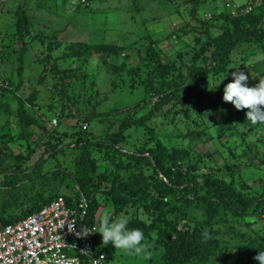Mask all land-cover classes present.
I'll list each match as a JSON object with an SVG mask.
<instances>
[{
  "label": "rangeland",
  "instance_id": "rangeland-1",
  "mask_svg": "<svg viewBox=\"0 0 264 264\" xmlns=\"http://www.w3.org/2000/svg\"><path fill=\"white\" fill-rule=\"evenodd\" d=\"M243 1L88 0L85 5L81 0H0V168H7L11 158L19 156L27 158L28 165L41 163L49 155L44 151L46 144L54 141L56 134L79 132L91 142L108 141L107 135L113 136L128 119L141 117V124L123 129L124 151L136 154L147 137L150 145L156 141L169 148L181 146L190 152L186 164L221 167L224 179L232 178L245 192L259 195L264 190V124L246 120L247 109L237 110L224 100V106L212 109L205 103L207 98L193 97L191 105L198 108V104L199 111L191 108L190 117H186L187 106H174V99L158 110L147 104H159L166 92L192 84L197 64L201 66L192 56L206 39L203 31L195 28L199 24L192 16L210 22V14L222 2L228 6L220 7L216 13L228 12L232 5L237 7ZM20 9L29 20L22 36L15 33ZM210 24L211 34L217 35L220 24L215 20ZM155 42L160 43L159 49ZM102 44H113L118 53L96 52L95 47ZM233 55L237 58L231 65L248 74L249 86L264 80V36L243 44ZM227 81L209 75L205 90H215ZM20 105L27 123L21 119ZM148 127L154 128V137L147 133ZM66 137L63 136V147L59 146L61 150L44 163L42 170L46 172H37L32 179L23 177L11 190L17 208L28 206L36 192L44 193L48 181L54 184L50 194L69 193L74 184L79 185L88 176L94 184L99 182L102 190L137 169L121 167L126 159L108 144L91 143L85 154L79 145L81 149L70 146ZM10 173L0 170V180ZM15 184L12 179L8 185ZM1 186L0 202L7 197ZM96 198L101 202L99 194ZM108 205L113 206L111 202ZM118 206L117 216L146 218L134 204L117 203ZM8 207L16 208L14 203ZM256 208L250 216L220 210L208 231L215 232L221 242L224 239L225 249L217 248L210 259L195 258L186 264H223L221 259L224 264H240L235 262V255L243 245L246 254L264 251V202ZM106 209L99 207L96 222ZM188 211L201 220V211L191 207ZM144 237V253L127 254L114 247L106 261L170 264L163 243L166 239L156 231Z\"/></svg>",
  "mask_w": 264,
  "mask_h": 264
},
{
  "label": "trees",
  "instance_id": "trees-1",
  "mask_svg": "<svg viewBox=\"0 0 264 264\" xmlns=\"http://www.w3.org/2000/svg\"><path fill=\"white\" fill-rule=\"evenodd\" d=\"M86 1L88 2V0ZM196 1L201 2V0H191V2ZM87 2L83 4L87 5ZM195 9L196 5L193 4L191 8L192 12ZM215 12L211 13L210 22L204 18L192 16V19L199 24L195 28L202 30L206 37L205 42H197L200 43L199 47L192 56L193 61L201 63L200 67L197 64L192 84L166 92L159 104L148 101L147 104L152 105L153 110H158L160 105L170 103L174 99L175 102H173V105L176 103L174 106H187L184 110L185 116L190 117L191 108L197 111V113L199 111L198 108H200L198 104V108L191 105L193 103V97L195 99L207 98L209 101H205V103L212 109H216L219 105H225L221 102L223 101L224 86L233 79L231 73L238 70L231 65L235 61V58H237V56L234 57L233 52L239 50L243 44L255 42L264 36V5L245 16L231 17L225 12ZM17 15V24L15 26L17 30H15V33L22 36L27 31L29 20L22 9L18 11ZM212 19L221 26L220 32L215 36L211 34L210 29ZM191 24L193 25V23ZM194 37L196 40L198 35ZM155 44L158 45L159 49L160 43L155 42ZM95 51L118 53L117 47L113 44L98 45L95 47ZM206 52H209V55ZM147 54H149V50ZM209 75H213L214 78L218 77V79L226 78L228 81L224 84L220 83L219 88L215 90L211 91L209 89L206 91L205 86L208 83ZM19 112L22 115L21 119L27 123V116L23 118L24 107L22 105L19 106ZM142 122L141 117L128 119L126 125L117 132H114L113 136L107 135L109 137L107 138L108 141L99 140L98 142H91V140L86 138V135L82 138L80 136L82 134L79 132H76L74 135L71 132H68V134L64 132L56 134L54 141L49 140L46 144L44 151L49 155L44 157L42 159L43 161H40L41 163L37 161L32 165H28L25 164L27 158L21 159V156L11 158V164L6 166L7 168L4 166V168H0L2 172H11L10 174L4 175L0 180L1 188L7 193V197L4 198L6 201L0 202L1 224L12 223L26 217L60 194H50L54 184L48 181V189L44 188V193L36 192V197L30 200L28 206L17 208L14 201L15 196H12L10 193L12 189L18 187V184L24 179L23 177L31 178L33 175L46 172L42 170L44 163L52 158L51 154L54 155L61 150L59 146L62 145L61 147H63V144H61L64 141L63 136H67L66 138L69 139L68 144L70 146L79 145L83 150L78 147L85 154L89 150V144L91 143L99 146L108 144V146L110 145L114 151L117 150L126 159L127 162L122 164L121 167H137L127 177L124 176V178L119 179L117 182H111L110 186L106 189L100 190L98 188L100 183L96 182L94 184L93 181H90L91 178L89 176L85 181L81 182L82 184H77L89 200L88 214L85 221L87 225L97 220L96 216L99 207L107 208L108 202L113 204L115 215L120 207H117V203L119 205L134 204L142 209L147 220L146 218L141 219L137 215L132 218L128 217V228H139L146 236L151 231H156L161 239H166L163 243L168 249L166 259L170 260V264H186L195 258L207 260L213 254L217 253V248L222 249L224 247L222 249L224 250V245H227L224 239L221 242L216 237L215 232L208 231L212 222L214 220L215 222L217 221L216 217L219 211L223 210L235 216H250L256 211V207L263 204L264 190L259 192L257 196L251 194L249 191L245 192L242 189L243 186H238L232 178L229 181L224 179L221 167L203 166L201 168L197 164H186V159L190 157L188 149L181 146L169 148L156 141L153 145H150V137L143 140V147L136 154L121 149L123 147L121 142L123 129L132 125H139ZM231 124L228 126L229 129H231ZM153 129V127L146 129L147 133L150 134L149 136L154 135ZM190 133L192 132H187L184 136H188ZM69 134L70 136L68 137ZM143 166L146 172H144ZM228 167L232 170L231 165ZM199 177H201L200 180ZM12 179H15L16 184L10 187L8 184H10ZM96 194L102 197L101 202L97 200ZM66 200L68 203L70 202L69 196H66ZM10 203H14L16 208L8 207ZM190 207L191 209L193 208L202 212L203 216L200 213L202 216L201 220H196L189 214L188 208ZM179 224L181 225L180 228H178ZM97 249L100 252H104L106 260H108L113 254L114 246L111 243L103 245L99 234ZM256 255L257 253L252 252L246 254V247L243 245L236 252L235 262H239L240 264H255L254 257ZM220 261L224 264L222 259ZM87 263L88 260L83 258L82 264Z\"/></svg>",
  "mask_w": 264,
  "mask_h": 264
},
{
  "label": "built area",
  "instance_id": "built-area-1",
  "mask_svg": "<svg viewBox=\"0 0 264 264\" xmlns=\"http://www.w3.org/2000/svg\"><path fill=\"white\" fill-rule=\"evenodd\" d=\"M262 4L264 0H247L243 6L234 7L231 15H247ZM62 194L22 219L0 222V264H82L83 258L88 260L87 264H94L100 255L105 257L100 264L105 263V253L97 249L99 233L80 238L67 230L69 220L76 222V231H80L82 224L87 225L89 200L77 184L65 194L69 203ZM87 226L91 230L99 225L94 222Z\"/></svg>",
  "mask_w": 264,
  "mask_h": 264
},
{
  "label": "clouds",
  "instance_id": "clouds-1",
  "mask_svg": "<svg viewBox=\"0 0 264 264\" xmlns=\"http://www.w3.org/2000/svg\"><path fill=\"white\" fill-rule=\"evenodd\" d=\"M245 2L237 7L243 6ZM232 6L233 8L228 12L225 11V13L230 12L231 14V11L236 7L235 5ZM231 75L233 79L224 86L223 100L232 103L237 110L247 109L246 120L250 121L252 124H264V80H259L254 86H249L247 83L249 76L244 71L237 70L232 72ZM64 223L65 222H63L61 226H63ZM128 224V217L123 214L118 216L115 215L114 207L108 205L107 209L99 218L98 227H93L89 230L87 225L82 224L80 231H76V222L69 220L67 222V230L80 238H85L91 233H99L102 236L103 245L111 243L116 250H122L127 254L140 255L146 250L144 233L139 228H128ZM82 251L90 253V251L87 250ZM254 259L259 261V264H264V251H259ZM104 260V255H100V257L94 261V264H100V262ZM107 263L108 261H105V264Z\"/></svg>",
  "mask_w": 264,
  "mask_h": 264
},
{
  "label": "crops",
  "instance_id": "crops-1",
  "mask_svg": "<svg viewBox=\"0 0 264 264\" xmlns=\"http://www.w3.org/2000/svg\"><path fill=\"white\" fill-rule=\"evenodd\" d=\"M245 1H246V0H244L243 2H241L239 5L243 4ZM216 6H217V5H216ZM225 6H228V3H226V2H222V6H220V7H223V8H224ZM220 7L218 6L217 9L214 8V11L218 12ZM216 12H215V13H216ZM222 12H225V11H222ZM210 13H211V12H210ZM263 22H264V19H263ZM161 30H165V29L162 28V26H161ZM255 84H256V83H255Z\"/></svg>",
  "mask_w": 264,
  "mask_h": 264
}]
</instances>
